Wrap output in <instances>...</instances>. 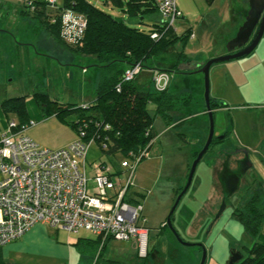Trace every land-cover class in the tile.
<instances>
[{
  "label": "rangeland",
  "instance_id": "obj_1",
  "mask_svg": "<svg viewBox=\"0 0 264 264\" xmlns=\"http://www.w3.org/2000/svg\"><path fill=\"white\" fill-rule=\"evenodd\" d=\"M87 1L115 18L129 20L125 0H122L124 5L113 0ZM242 1L216 0L210 6L205 0H177L179 7L185 3L191 11L185 19L177 22V34L180 36L191 29L197 37L191 38L184 47L177 43L176 50L184 48L189 59L197 64L216 58L217 53H227L231 33L236 28L237 9L242 6ZM13 3L9 7L13 6L15 11L8 12L5 21V12L0 9V29L11 33L0 34V38L13 39L19 45L10 48L0 41V105L5 100L24 98L29 117L40 121L29 130V134L41 147L56 149L69 140L74 131L55 116H42L37 94H47L52 101L65 104L60 105L65 108L90 104L96 98L99 83L98 61L93 55H83L55 42L30 17H22L15 9L18 3ZM155 18H146L144 24L132 21L128 24L148 33ZM260 45L259 51L255 49L243 59L218 63L210 69L211 99L227 105L213 110L214 138L233 130L202 159L189 191L174 212L173 226L181 239L197 246H183L168 227L161 233L175 205L176 192L184 187L195 154L204 147L210 130L204 75L201 72L170 74L169 86L192 94L194 100L188 110L178 114L185 119L177 127L168 126L156 116L154 106H149L157 138L149 156L135 169L132 198L143 205L142 215L146 219L144 226L150 232L151 253L142 259L137 250L111 241L104 251V259L120 264H200L203 252L199 248L203 246L207 252L205 264H228L233 252H242L244 247L252 245L234 212L246 202L254 180L264 182V160L230 146L236 139L245 141L251 136H264V110L261 109L264 68L254 67L261 50H264V41ZM76 116V112L70 113L65 120L71 122ZM8 119L19 118L13 113L7 116L0 110V135ZM106 160L118 164L122 158L116 156L109 160L93 143L87 158L88 169L94 163ZM186 168L187 174L178 188L176 179ZM77 237L98 238L87 231H81ZM260 241H264V237Z\"/></svg>",
  "mask_w": 264,
  "mask_h": 264
},
{
  "label": "trees",
  "instance_id": "obj_2",
  "mask_svg": "<svg viewBox=\"0 0 264 264\" xmlns=\"http://www.w3.org/2000/svg\"><path fill=\"white\" fill-rule=\"evenodd\" d=\"M113 1L124 5L122 0ZM205 1L211 6L216 0ZM125 2L128 21L113 17L94 7L87 0H64L63 5L56 8L54 14L48 13L47 7L55 6L56 2L52 5L48 0L38 4L30 2V5H27L30 10L24 11L37 27L58 44L83 55L96 57L98 61L96 66L100 69V73L95 92L96 98L93 102L86 107L69 105L65 108L60 106L65 104L52 101L49 95L37 94V103L42 110V116H55L69 125L75 133L78 122L86 121L89 126V136L86 139H90L95 134L102 137V139L97 138L96 144L109 160L116 156L125 157L131 151H142L156 140L153 120L149 115L150 105L154 106L156 116L161 117L168 126L177 127L185 119L178 117V114L188 110L193 104L194 97L190 93L180 92L171 86L163 91L155 89L153 71L159 70L178 75L194 74L205 64H197L189 59L184 48L181 51L175 48L177 43L184 47L190 42L191 35L194 34L193 30L189 29L179 36L174 29L166 30L163 23L158 20L148 33L132 28L128 22L144 24L146 18L157 17L160 14L152 0H125ZM69 9L87 18L83 47H73L62 38L61 16ZM158 31L161 37L153 39L151 34ZM139 63L143 66L141 73L134 80L125 82L124 73ZM119 85L120 91H118ZM211 107L215 110L226 108L227 105L211 99ZM0 110L7 116L13 113L19 118L8 119L7 125L14 120L22 126L33 120L29 117L24 98L5 100L1 103ZM73 112H76L77 116L71 122H67L65 118ZM102 140L107 144V149L101 146ZM223 141L214 138L210 150ZM199 152H196L194 160ZM106 162L118 167L113 161L106 160ZM183 189L184 187L176 192L177 197ZM234 216L243 225L247 238L254 241L250 247H244L242 251L244 257L236 264H264V241H260L264 237V182L257 180L253 183L246 202L236 208ZM173 218L174 214L172 220ZM163 225L161 233L168 227L166 222ZM77 246L86 264H120L103 258L106 245L101 248L99 237L81 238ZM199 249L203 250V246ZM150 253L149 250L148 255Z\"/></svg>",
  "mask_w": 264,
  "mask_h": 264
},
{
  "label": "built area",
  "instance_id": "obj_3",
  "mask_svg": "<svg viewBox=\"0 0 264 264\" xmlns=\"http://www.w3.org/2000/svg\"><path fill=\"white\" fill-rule=\"evenodd\" d=\"M48 2L55 5L56 1ZM152 2L165 29L176 31L177 22L184 18L177 0ZM61 17L64 41L83 47L87 18L70 9ZM151 37L159 39L161 34L153 32ZM142 70L140 63L135 64L123 80H134ZM153 76L158 91L169 86L170 74L154 70ZM36 125L34 120L22 126L13 120L0 136V248L20 239L35 225L45 224L70 233L90 232L100 238L102 247L109 241H135L139 257L146 258L150 232L144 226L143 205L134 201L132 189L135 169L149 156L155 140L144 150L122 157L118 167L99 161L89 170V150L102 137L95 134L86 139V121L78 122L76 139L58 149L43 148L28 135ZM101 146L108 148L104 140Z\"/></svg>",
  "mask_w": 264,
  "mask_h": 264
},
{
  "label": "crops",
  "instance_id": "obj_4",
  "mask_svg": "<svg viewBox=\"0 0 264 264\" xmlns=\"http://www.w3.org/2000/svg\"><path fill=\"white\" fill-rule=\"evenodd\" d=\"M45 1L47 0H0V7H1L0 9H1V12H5L4 13L5 14L4 21H5L8 18V12L15 11L13 6L12 8L9 7V4L11 5V3L14 4L13 2H17L18 4L15 7L16 11L20 15H22V17H28L27 15H25L24 11L27 12L30 10L27 7V5H30L29 4L30 2L38 4V3H43ZM55 1H56L55 6L47 7L48 13L54 14L55 9L61 7L63 5L64 0H55ZM248 1L249 0H243L242 6H239L237 9L236 19L234 21L236 24V28H235V31L231 33V37L229 41L236 36L238 29L240 28V26L243 24L245 20V17L249 10ZM180 6L181 7H179L178 5L179 9L183 12V16L185 19L191 13L190 8H188V6L185 5V3L184 4L182 3ZM0 15L2 14L0 13ZM150 17L155 18L153 16H150ZM156 18H155L156 20L161 21L160 15H157ZM192 32L195 34L194 38H196L197 37L196 33L194 31ZM3 33L5 35H11V33L0 29V34H3ZM0 41L4 42L6 46L9 45L10 48L14 46H19L18 43H16L13 39L4 40L3 38H0ZM263 41L264 40L260 41L258 47L256 48V51H259V49H261L260 44ZM261 53L262 54L260 55L258 63L254 66L255 68H259V67L264 68V50H261ZM224 54H226V52L217 53V55L215 56L224 55ZM262 74L264 75V73ZM2 80L5 81V79H2ZM261 109L264 110V103H262ZM33 120L37 122V125L40 123L39 120H36V119H33ZM6 126L7 124L5 125L4 129L6 128ZM236 126H237V123H236ZM29 130H28V135L32 138V136L29 134ZM75 139H76V134L75 132H73V135L71 136V138L67 140L66 142H64L58 148H62V147L69 145ZM230 147L237 148V149H245L247 153L249 154V156L253 154L255 155V157H259L264 160V136L257 137V138H255L254 136H251L245 141L236 139L234 144H231ZM187 168H188V164H187ZM187 168L184 174H182L180 177L176 179L178 180L176 182L178 188L181 186L187 174ZM257 180L258 179H255L254 182ZM134 201L136 200L134 199ZM77 236L78 234L70 233L63 229L53 228L45 224H37L33 228H31L20 239L14 242H11L0 248V264H86L85 259L83 255L79 252L78 246H77L79 239L83 237H77ZM249 240L252 242L251 244L254 243V241H252L251 239ZM113 242L121 243L122 245L125 244V245L130 246L132 250H137V243L135 241H125V242L113 241ZM109 243H111V241H109L106 244V247ZM170 245L173 249L178 251L172 244ZM200 251H203V250H200Z\"/></svg>",
  "mask_w": 264,
  "mask_h": 264
},
{
  "label": "water",
  "instance_id": "obj_5",
  "mask_svg": "<svg viewBox=\"0 0 264 264\" xmlns=\"http://www.w3.org/2000/svg\"><path fill=\"white\" fill-rule=\"evenodd\" d=\"M249 10L245 17V20L243 24L238 29V32L234 38H232L228 45H227V53L222 56H217L216 58L208 60L204 66L199 70L204 75V86H205V99H206V107L208 111V116L210 120V130L208 139L202 148V150L198 153L196 159L193 161L192 166L190 168L188 178L186 181V185L184 186V189L179 194V196L176 199L175 205L169 215V217L166 220V225L171 230V232L174 234V236L177 238V240L186 247H194L196 245L190 244L185 242L181 239L179 236L177 230L173 226L172 222V215L174 214L175 210L177 209L180 201L185 196V194L189 191L196 170L202 161V159L205 157V155L210 150V147L214 141V129H215V122H214V116H213V109L211 107V96H210V69L213 65L223 62H229V61H235L239 59H243L250 55L259 45L263 35H264V0H249ZM231 129L228 133L221 136L219 140H225L227 139L231 133ZM239 152H247L245 149L238 150ZM235 178L231 180L233 183ZM203 255L202 260L200 264H205L207 259V252L203 248ZM244 255L242 252H233L231 255L228 264H236L240 260H242Z\"/></svg>",
  "mask_w": 264,
  "mask_h": 264
}]
</instances>
